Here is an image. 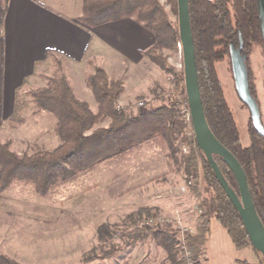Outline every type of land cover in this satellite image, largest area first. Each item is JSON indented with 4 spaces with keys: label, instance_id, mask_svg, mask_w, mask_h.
Listing matches in <instances>:
<instances>
[{
    "label": "trees",
    "instance_id": "obj_1",
    "mask_svg": "<svg viewBox=\"0 0 264 264\" xmlns=\"http://www.w3.org/2000/svg\"><path fill=\"white\" fill-rule=\"evenodd\" d=\"M188 1L199 86L208 126L243 168L256 212L264 226V137L256 132L249 115L247 129L250 145H242L238 124L225 98L216 68L226 60L231 64L230 47L232 44L238 46V34L241 33L247 55L250 91L260 108L264 126L250 69L254 49L259 48L264 54L257 0ZM7 4L8 0H0V27ZM170 4L178 20L177 0H170ZM133 16L154 39L153 46L143 56L167 71L163 53L165 50L175 51L181 42L178 22L171 20L170 14L158 0H83L80 22L88 28H96ZM181 76L184 77L183 71ZM87 83L97 102L96 113L75 96L64 77L51 78L46 87L30 92L38 108L57 120L56 134L60 144L53 150L18 155L11 149L10 143H0V191L19 180L33 184L37 193L45 195L55 184L156 138L164 139L170 150L176 153L174 138L184 136L186 126L174 102L161 100L160 105L136 114L129 106L118 111L117 100L124 93L123 82L110 79L105 70L98 67L94 75L88 77ZM243 107L247 110L246 106ZM104 123L108 125L102 127ZM213 158L225 182L240 197L233 173L220 157ZM182 159L187 181L197 180L199 169L202 170L205 188L201 192L198 185L192 191L196 198L206 204V215L199 219L196 235L185 241L186 250L193 256L205 252L212 221L218 222L226 230L237 249L253 247L237 209L198 146L196 149L191 146L190 152ZM152 211L146 208L127 217L129 224L117 236L119 242L89 261L116 257L138 242L152 238L174 262L178 254L175 235L167 231H145L140 227L142 220L150 217ZM97 234L98 240L104 243L116 235L107 225L100 226ZM0 264L21 263L0 253ZM177 264H184V260L181 258Z\"/></svg>",
    "mask_w": 264,
    "mask_h": 264
},
{
    "label": "rangeland",
    "instance_id": "obj_2",
    "mask_svg": "<svg viewBox=\"0 0 264 264\" xmlns=\"http://www.w3.org/2000/svg\"><path fill=\"white\" fill-rule=\"evenodd\" d=\"M158 1L170 14L171 20L178 22L170 0ZM135 18L131 17L136 21ZM179 44L175 51L165 50L163 53L167 71L145 57L139 64L128 65V69L110 70L109 75L105 71L110 79L123 82L124 93L117 100V106L120 104L122 110L129 106L135 114L160 105L161 100L174 102L177 106V95L185 88ZM259 50V55H253V64L255 68L257 66L256 79L260 86L258 94L264 121V54ZM100 61L97 59V62L85 64V70V65H76V77L74 75L73 78L67 66L60 62L44 87L49 79L64 77L75 96L96 113L97 102L87 79L94 75L95 68H102ZM231 75V71L219 67L218 76L238 124L242 145L249 146L245 115L237 108ZM34 90H27L21 98L18 115L0 130V143H10L11 149L18 155L53 150L60 144L56 134L57 120L52 115H42L43 111L30 95ZM140 102L144 104L143 109H136ZM107 125L104 123L101 126ZM183 145H186L185 135L176 136L173 141L174 154L164 139L156 138L55 184L45 195L37 193L33 184L15 180L0 198V253L21 264H119L122 256L132 248L107 260H89L119 242L117 236L129 224L127 217L146 208L153 211L142 222L154 215L172 217L176 212L189 211L196 201L192 193L176 196L179 186L187 180L182 159L184 155L180 151ZM203 178V172L199 169L198 179H192L197 182L201 192L205 188ZM170 188L174 192L176 190L174 197L169 193ZM184 218L190 226H198L187 211ZM102 225L109 226L116 233L112 240L108 239L105 243L98 240L97 232ZM136 246H143L144 253L152 250L158 252L155 261L145 259L142 264H170L167 251L154 247L158 245L152 238L140 241ZM260 258L264 264L261 253ZM174 264H177V257Z\"/></svg>",
    "mask_w": 264,
    "mask_h": 264
},
{
    "label": "crops",
    "instance_id": "obj_3",
    "mask_svg": "<svg viewBox=\"0 0 264 264\" xmlns=\"http://www.w3.org/2000/svg\"><path fill=\"white\" fill-rule=\"evenodd\" d=\"M82 4L83 0H8L0 27V130L18 115L21 98L27 90L44 87L60 62L67 66L73 78L76 65H88L97 59H101L99 64L108 75L110 70L128 69V65L139 64L144 59L143 53L154 42L148 30L131 18L88 28L80 22ZM260 53L255 48L250 61L259 101L260 86L253 55ZM219 67L231 71L235 90L230 62L218 64L217 72ZM235 95L237 108L244 113L247 124L249 113ZM43 113L46 112H42L45 116ZM4 192L0 191V198ZM142 247L127 251L119 264H142L145 259H157V251L144 253ZM204 254V264H262L258 251L253 247L237 249L216 221L211 223ZM180 259L178 252L177 261ZM167 261L174 264L171 259Z\"/></svg>",
    "mask_w": 264,
    "mask_h": 264
},
{
    "label": "water",
    "instance_id": "obj_4",
    "mask_svg": "<svg viewBox=\"0 0 264 264\" xmlns=\"http://www.w3.org/2000/svg\"><path fill=\"white\" fill-rule=\"evenodd\" d=\"M177 5L179 35L183 48L184 81L197 146L215 170L228 198L237 209L251 245L264 258V226L256 212L244 170L236 158L212 134L205 117L191 29L189 1L177 0ZM257 8L260 31L264 43V0H257ZM230 58L236 94L240 102L246 106L254 129L259 135L264 137L260 108L250 91L246 65L247 55L244 52V41L241 33L238 34V46L232 44L230 47ZM213 156L220 157L233 173L238 183L240 197L225 182Z\"/></svg>",
    "mask_w": 264,
    "mask_h": 264
},
{
    "label": "built area",
    "instance_id": "obj_5",
    "mask_svg": "<svg viewBox=\"0 0 264 264\" xmlns=\"http://www.w3.org/2000/svg\"><path fill=\"white\" fill-rule=\"evenodd\" d=\"M179 48L183 56V48L181 43L179 44ZM177 98V107L180 109L182 121L186 126V145L180 147V151L182 155H186L190 152L191 146H193L194 149H196L197 147L196 135L192 124V114L187 100L186 87L182 88V93L177 95ZM119 105L117 106V110L122 111V108ZM143 106L144 104L140 102L137 104L136 109H143ZM195 186H197V182H195V180H186L182 186H179L180 188L177 190L176 196H185L192 193V198H195L196 201L189 209V211H186L190 213L198 223L199 219L206 215V204L205 202L196 198L193 194L192 190ZM175 192L173 188H170L169 193L171 196L173 195L174 197ZM186 211L176 212V214L172 217H158L154 215L151 218L145 219L140 224V227L145 231H167L174 234L178 252L180 253L181 258L184 260V264H204V252H201L198 256H193L186 250L185 241L188 238H192L196 235L198 227H193L186 223V220L184 218Z\"/></svg>",
    "mask_w": 264,
    "mask_h": 264
}]
</instances>
